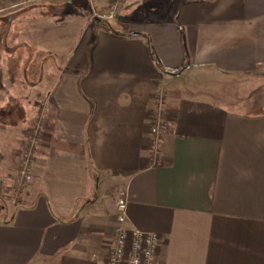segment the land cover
Instances as JSON below:
<instances>
[{
  "label": "crops",
  "instance_id": "obj_1",
  "mask_svg": "<svg viewBox=\"0 0 264 264\" xmlns=\"http://www.w3.org/2000/svg\"><path fill=\"white\" fill-rule=\"evenodd\" d=\"M110 1L0 0V264H107L122 190L156 264H264V0Z\"/></svg>",
  "mask_w": 264,
  "mask_h": 264
},
{
  "label": "built area",
  "instance_id": "obj_2",
  "mask_svg": "<svg viewBox=\"0 0 264 264\" xmlns=\"http://www.w3.org/2000/svg\"><path fill=\"white\" fill-rule=\"evenodd\" d=\"M128 0H111L107 7L101 11H95L94 17L104 22L116 20L124 11ZM163 99L159 100V108L163 107ZM47 108V106H44ZM40 126L34 129L33 135L28 140L19 164V173L15 178L17 191L26 181L32 179L31 162L34 159L33 149L41 142ZM169 124L162 121L159 116L151 126L155 149H158L163 136L168 132ZM117 226L115 227L114 242L107 256V264H156L157 254L162 238L159 233L145 231L139 228L128 229L127 194L122 190L116 200Z\"/></svg>",
  "mask_w": 264,
  "mask_h": 264
},
{
  "label": "rangeland",
  "instance_id": "obj_3",
  "mask_svg": "<svg viewBox=\"0 0 264 264\" xmlns=\"http://www.w3.org/2000/svg\"><path fill=\"white\" fill-rule=\"evenodd\" d=\"M40 7H43V6H41V4H40ZM126 7H127V5H126ZM121 15L117 18V20L121 17ZM112 24H115V23L111 22L109 26H111ZM251 81H252L251 83L255 84L259 90L261 89L262 78H257L256 80L252 79ZM256 81H258V83ZM258 89H257V91H259ZM254 90L255 89L253 88V91L252 90H247L246 92H243V93L237 91L236 92V97H235L236 98L235 102H240V104L242 106L243 104L246 105L245 102L253 101L255 99V97L258 95V92L254 91Z\"/></svg>",
  "mask_w": 264,
  "mask_h": 264
}]
</instances>
